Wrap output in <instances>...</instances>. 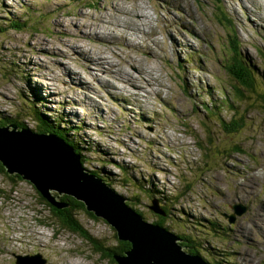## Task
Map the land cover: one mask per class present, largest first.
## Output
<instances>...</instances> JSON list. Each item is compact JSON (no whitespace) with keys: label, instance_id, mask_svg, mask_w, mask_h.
Returning a JSON list of instances; mask_svg holds the SVG:
<instances>
[{"label":"rangeland","instance_id":"obj_1","mask_svg":"<svg viewBox=\"0 0 264 264\" xmlns=\"http://www.w3.org/2000/svg\"><path fill=\"white\" fill-rule=\"evenodd\" d=\"M218 10L257 69L259 83L244 100L233 97L221 66L232 32ZM30 16L43 20L8 28ZM262 55L264 0H0V125L15 119L28 128L16 131L35 134L25 106L37 105L71 127L83 167L145 222L157 220L148 208L157 201L170 209L167 230L188 237L206 263L264 264ZM217 114L239 130L226 132ZM5 173L0 264L37 256L44 264H116L93 246L120 248L104 220L73 216L85 239L59 225L31 183ZM235 205L246 210L230 224Z\"/></svg>","mask_w":264,"mask_h":264},{"label":"water","instance_id":"obj_2","mask_svg":"<svg viewBox=\"0 0 264 264\" xmlns=\"http://www.w3.org/2000/svg\"><path fill=\"white\" fill-rule=\"evenodd\" d=\"M12 127V131H8ZM0 128V163L8 175L18 174L34 184L38 193L57 210L68 205L50 195H69L84 204L88 212L103 219L116 231L119 241L130 244L121 255H114L116 264H209L197 255H191L177 244L178 238L157 224L147 223L125 204V199L112 192L95 176L80 166L79 156L63 139L55 135L16 131L14 125ZM155 214H163L155 201L148 207ZM228 222L246 208L235 205ZM19 258L16 264H44L40 256L33 262ZM38 261V262H37Z\"/></svg>","mask_w":264,"mask_h":264},{"label":"trees","instance_id":"obj_3","mask_svg":"<svg viewBox=\"0 0 264 264\" xmlns=\"http://www.w3.org/2000/svg\"><path fill=\"white\" fill-rule=\"evenodd\" d=\"M77 1L79 2V0H77ZM82 1H85V0H82ZM87 5L92 7L91 4H87ZM24 13L26 15H28V14H31L32 12H24ZM219 13H220L221 17H219L218 20L220 22H222V20L225 21L226 25L230 28V30L232 32V34H229V36H228L229 37V42H228L229 52L224 56L225 58L222 59L221 66L223 68L224 73L233 82V84H231L232 88L235 92L234 94H232L233 97L236 100H244V98H246L245 93H248V92L254 93L256 90V86L259 83L258 77L255 75L257 73V69L255 68V65H254L252 60H250L246 55L241 54L240 45L238 43V40H236V37L233 33V28H232V24H231L232 22L229 20L228 17L226 18L223 15V13H221L220 11H219ZM32 14L35 16V13H32ZM31 17L32 16H30L27 20H23V21H20L19 19H16V18L14 20H10L8 28L9 29L16 28L19 30L28 29L29 26H32L35 22H39L40 20H43V18L38 19L39 16L35 17V18H37V20H35L34 17H32V18ZM47 31H49V30H47ZM262 56L264 59V55H262ZM263 97H261V98L264 101ZM220 103L223 106L227 105V109H230V111L233 109L232 101L229 98L225 97L223 101H220ZM25 107H26V110H28V113L31 111L32 114L30 116H33L34 122H35L34 129H30V131L34 132V133H38V134L55 135V136L63 139L79 155L81 166L83 167V157L80 156V152L82 150L78 147L79 146L78 144H80V143H76V142L73 143V141L69 140V138L67 137V134H68L67 131H68V129H71V127L67 128V129L62 128L60 126V123H62L64 125V121L61 120V118H59V121L56 118L54 120L50 121L47 117H45L44 114L40 113V109L37 108V105H34L31 102L30 103L27 102ZM214 108H218L217 113H219L222 107L217 105ZM203 110L206 113H209L211 111L210 107L208 105H205ZM215 117H219V119L221 120L220 125H221V127H223V129L226 132L236 133L240 128L239 122H238V124L235 121H233L230 124H225L226 122L222 119V117L219 116V114L215 115ZM1 123L3 125H0V126H5L6 125L5 123H8V124L11 123L12 125L17 126L18 129H28L27 125H24L23 123H19L15 119H13L11 122H7L5 120H2ZM80 128L81 127H75L74 130L72 131V134L76 135L78 133L77 130H80ZM82 169H84V171L86 173H88L89 175L95 176L103 184H106L108 187H110L108 180L106 178H104L103 176H101L100 173H97V172L92 171V170H88V172H87V170L84 167ZM0 174H6L1 163H0ZM129 178L130 177H128V175H125L122 179L126 182V181H129ZM130 180L133 181L131 178H130ZM126 184H127V182H126ZM39 197H40V200H42L45 204H47V206H49L52 209V211L55 214L54 216H55L56 220L58 221V223L61 227L67 226L71 232L76 233V234L77 233L80 234V232H81L82 234H84L86 236V238L84 236L83 237L85 239H88L87 233L73 219V216H76V214H78V213L86 214L94 220L97 219L94 216V214L89 213L85 209L83 203L75 200L73 197L65 195V196L61 197V202L68 205V207H66L63 210H57L54 207H52L48 202H46L45 199H43V197L41 195ZM127 205L130 206L136 213H138L143 218V216L139 213L137 208H135L129 204H127ZM167 205L168 204H166L165 207ZM158 208L162 211L163 214H160V215L156 214L157 220H153L151 223L157 224L158 226L167 229V225L165 223H162V222L165 220V217H168V215L170 214V209L160 207L159 205H158ZM67 211H69L70 214H72L71 217L69 215H67ZM210 224H212V223H210ZM193 226L196 227L195 225H193ZM176 236L181 241L180 245L182 248L186 249L187 252H189L193 255H197V254L199 255V251L193 246V244L188 243V241H189L188 237H185L182 235H176ZM118 244H120V248H105V249H103L102 247L96 246L95 244L93 246H94L96 252L102 253L104 251V256H107L108 258L111 259V261L115 262V260L113 258L114 255H121L130 248V244L128 242L118 241ZM223 262H225V261H222V262L215 261L212 264H223Z\"/></svg>","mask_w":264,"mask_h":264},{"label":"bare ground","instance_id":"obj_4","mask_svg":"<svg viewBox=\"0 0 264 264\" xmlns=\"http://www.w3.org/2000/svg\"><path fill=\"white\" fill-rule=\"evenodd\" d=\"M105 28V27H104ZM105 60V59H104ZM102 61H103V59H102ZM143 73H144V71H143ZM17 128V127H16ZM8 130H9V127H8ZM34 133V132H33ZM35 134H38V133H35ZM39 135H48V134H39ZM75 151V150H74ZM76 153V152H75ZM79 159H80V157H79ZM80 166H81V162H80ZM82 168V167H81ZM14 176L17 178V177H20V178H22L20 175H18V174H14ZM23 179V178H22ZM24 180V179H23ZM26 181V180H25ZM27 182H29V181H27ZM29 183H31V182H29ZM32 184V183H31ZM34 187H35V189L37 190V188H36V186L34 185V184H32ZM51 192H56L55 190H50ZM37 192H38V190H37ZM51 192H50V195L52 196V194H51ZM57 193V192H56ZM58 194V193H57ZM62 196H65V194H63V195H58V198L57 197H55L56 199H57V201H60L59 199L62 197ZM66 196H69V195H66ZM54 197V196H53ZM70 197H72V196H70ZM44 199V198H43ZM46 202H48L47 200H45ZM53 207V206H52ZM130 208V207H129ZM131 209V208H130ZM89 213H91V212H89ZM93 214V213H92ZM96 217V216H95ZM96 218H98V217H96ZM99 219H101V218H99ZM103 220V219H102ZM143 221H144V219H143ZM107 223V222H106ZM108 224V223H107ZM109 225V224H108ZM163 228V227H162ZM114 229V228H113ZM165 229V228H164ZM165 230H167V229H165ZM168 231V230H167ZM169 232V231H168ZM171 233V232H170ZM173 234V233H172ZM174 235V234H173ZM176 236V235H175ZM177 237V236H176ZM178 238V237H177ZM122 242H125V241H122ZM180 240L178 239L177 240V244L178 245H180ZM181 246V245H180ZM192 255V254H191ZM197 256H199L200 258H201V256L200 255H197ZM202 259V258H201ZM203 260V259H202ZM204 261V260H203Z\"/></svg>","mask_w":264,"mask_h":264}]
</instances>
